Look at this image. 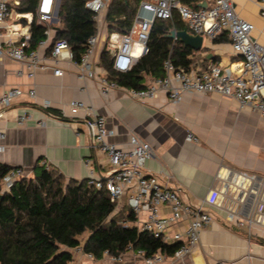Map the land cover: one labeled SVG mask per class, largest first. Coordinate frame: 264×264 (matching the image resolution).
Returning a JSON list of instances; mask_svg holds the SVG:
<instances>
[{
    "label": "crops",
    "instance_id": "obj_1",
    "mask_svg": "<svg viewBox=\"0 0 264 264\" xmlns=\"http://www.w3.org/2000/svg\"><path fill=\"white\" fill-rule=\"evenodd\" d=\"M231 2L236 15L253 26L251 39L264 45V15L260 14L259 0ZM207 4L208 0H199L196 6L206 7ZM13 13L5 24L0 25V46L19 38L8 32L9 26H22L20 34L25 32L26 23L21 22L24 17ZM25 15L24 19L30 20L29 14ZM114 34L117 33L111 36ZM219 37L226 40L214 43L203 38L200 53L193 57L192 68L206 69L210 64L228 66L238 60L226 35ZM98 39L95 63L100 61L104 46V38L98 36ZM61 68L62 76H54L47 68L38 71L30 81L19 75L18 72L23 70L19 63L0 59V95L10 86L26 89L32 83L36 101L52 103L48 112L39 111L28 97H23L5 113L0 119V127L5 131L0 165L21 168L23 177H33L41 166L77 181L87 180L90 169L99 178L106 177L109 166L105 156L92 148L83 115L72 117L66 113L60 116L70 101H82L106 119L107 128L114 132L109 138L111 143L126 147L130 134L147 142L153 156L145 161V170L176 188L184 202L195 206L209 195L211 189L221 193L217 205L207 208L213 220L201 231L199 243L181 259L169 257L167 264H216L219 261L264 264V214L256 215L250 234L245 225L226 221L227 213L237 208L235 199L242 197L240 187L246 185L236 175L260 176L264 173V120L258 113L240 109L235 101L211 94L185 93L178 103L169 101L164 92L145 103L128 98L123 90H112L104 96L96 79L80 81L74 66L62 64ZM95 71L99 75L105 74L99 63ZM154 78L146 76L144 85ZM24 112H29L32 120L17 127L15 118ZM39 120L44 121L43 127L36 124ZM188 133L199 141H187ZM126 198V194L120 198L118 208L125 207ZM76 264L144 263L139 256L128 252L115 263L103 256L100 259L83 257Z\"/></svg>",
    "mask_w": 264,
    "mask_h": 264
},
{
    "label": "built area",
    "instance_id": "obj_2",
    "mask_svg": "<svg viewBox=\"0 0 264 264\" xmlns=\"http://www.w3.org/2000/svg\"><path fill=\"white\" fill-rule=\"evenodd\" d=\"M59 1L38 0L36 23L45 25L46 30L43 39L35 47L30 45L31 14L30 20L26 19L23 34H20L22 26H9L8 32L19 35V38L0 46V59L19 63L23 67L18 72L20 76L33 81L38 71L50 68L52 74L59 77L63 75L61 65L67 64L75 67L78 80L96 79L100 93L104 96L112 90H123L128 98L145 103L154 99L159 92H164L169 101L178 103L185 93L211 94L233 100L240 109L256 112L264 120V45L251 39L253 26L236 15L231 0H208L206 7L196 8L193 6L199 0H140L129 32L117 33L113 37L107 34L104 24V14L111 0H88L85 8L93 13L96 34L87 39L84 52L78 59L64 39L52 42L55 30L51 25L57 21ZM17 4V0H0V25L14 15L11 5ZM259 10L264 15V0H259ZM174 13L193 35L208 40L226 35L238 60L228 66L210 64L206 69L191 68L185 71L176 68L170 58H166L162 63V76L155 77L142 89L122 88L115 81L109 80L106 74L99 75L95 71L99 63L94 61L99 31L104 30L107 34L103 48L109 52L112 69L125 73L147 52L146 45L153 21L171 20ZM19 16L27 17L25 14ZM23 97H28L36 110L48 112L51 108L52 103L48 100L36 101V90L32 83L26 89L10 86L0 95V119ZM66 113L72 117L83 115V122L92 138V148L105 156L109 166L103 179L90 169L87 185L104 188L111 202L116 204L126 194V205L135 216V221L130 225H134L138 231L148 232L163 244H178L171 258L181 259L186 256L199 243L201 231L211 224L213 216L207 208L217 205L221 193L211 189L209 195L195 206L184 202L176 188L145 170V161L153 156L147 142L130 134L126 147L111 143L109 138L114 132L107 128L106 119L82 101H70L60 116ZM31 120L32 115L24 112L16 116L15 123L17 127H23ZM36 124L41 127L45 125L43 120ZM4 140L5 131L0 127V152L4 150ZM186 140L199 141L191 133L187 134ZM23 175L21 168H9L0 182L2 190L8 191ZM236 176H240L246 185L240 187L243 198L235 199L237 208L227 213L226 221L238 226L245 225L250 234L256 215L264 214V173L260 176L239 173ZM183 221L186 222L181 226ZM128 252L139 256L144 264H167L169 258L161 253L146 256L140 249L132 251L129 248ZM72 254L73 260L67 264H76L83 257L94 259L91 254L84 252L82 246L74 248ZM103 256L115 263L122 254L111 256L105 251ZM216 264L228 263L219 261Z\"/></svg>",
    "mask_w": 264,
    "mask_h": 264
},
{
    "label": "trees",
    "instance_id": "obj_3",
    "mask_svg": "<svg viewBox=\"0 0 264 264\" xmlns=\"http://www.w3.org/2000/svg\"><path fill=\"white\" fill-rule=\"evenodd\" d=\"M11 8L17 14H31V47L43 39L45 25L36 23L38 0H17ZM88 0H60L53 41L64 39L75 58L84 52L87 39L96 34L93 13L85 8ZM140 0H111L104 14L107 34L128 33ZM196 8V5H194ZM21 22L26 23L24 18ZM184 23L174 13L171 20H154L147 52L132 68L114 71L109 52L103 48L99 66L107 78L125 89H142L146 76L162 75V63L170 58L176 68L190 70L200 50L165 38L170 30L181 31ZM224 37L213 40L224 42ZM9 168L0 165V182ZM135 216L127 205L118 208L107 191L87 185L86 180L66 179L54 169L38 167L33 177H21L8 191L0 184V264H67L72 250L82 246L94 259L143 250L146 256L161 253L170 257L176 245H166L134 225Z\"/></svg>",
    "mask_w": 264,
    "mask_h": 264
},
{
    "label": "water",
    "instance_id": "obj_4",
    "mask_svg": "<svg viewBox=\"0 0 264 264\" xmlns=\"http://www.w3.org/2000/svg\"><path fill=\"white\" fill-rule=\"evenodd\" d=\"M164 37L178 41L185 47H190L191 49L197 51L201 49L203 43L202 36L189 33L186 27H184L181 31L170 30L166 35H164Z\"/></svg>",
    "mask_w": 264,
    "mask_h": 264
},
{
    "label": "rangeland",
    "instance_id": "obj_5",
    "mask_svg": "<svg viewBox=\"0 0 264 264\" xmlns=\"http://www.w3.org/2000/svg\"><path fill=\"white\" fill-rule=\"evenodd\" d=\"M98 36L104 38V43L107 42V40H106L107 34L104 30L99 31Z\"/></svg>",
    "mask_w": 264,
    "mask_h": 264
}]
</instances>
